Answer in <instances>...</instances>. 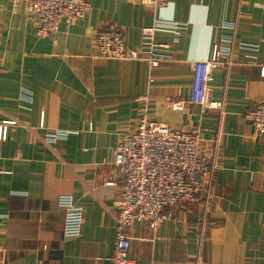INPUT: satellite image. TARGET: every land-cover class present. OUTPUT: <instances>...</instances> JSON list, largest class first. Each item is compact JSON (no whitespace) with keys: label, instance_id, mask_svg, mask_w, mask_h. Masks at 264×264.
Returning <instances> with one entry per match:
<instances>
[{"label":"crops","instance_id":"crops-1","mask_svg":"<svg viewBox=\"0 0 264 264\" xmlns=\"http://www.w3.org/2000/svg\"><path fill=\"white\" fill-rule=\"evenodd\" d=\"M87 1L84 17L40 38L26 0H0V122L18 121L0 141V264H110L124 185L114 153L143 116L199 130L216 170L208 211L167 207L156 228H129L136 264H264V137L245 116L264 100V0ZM156 19L185 27L157 30L169 58L155 69L98 53L105 23L137 48ZM233 34L234 63L210 83L217 107L192 102L194 64ZM59 129L70 133L47 142ZM62 195L83 207L78 236L64 235Z\"/></svg>","mask_w":264,"mask_h":264},{"label":"built area","instance_id":"built-area-1","mask_svg":"<svg viewBox=\"0 0 264 264\" xmlns=\"http://www.w3.org/2000/svg\"><path fill=\"white\" fill-rule=\"evenodd\" d=\"M158 5L159 0H143ZM28 13L36 23V35L40 38L55 35L62 22L71 25L90 11L87 0H26ZM185 24L156 19L141 28V46H128L123 28L115 23H105L95 34V46L100 55L108 59L145 60L155 69L168 55L157 53L162 46L156 40L160 28L180 29ZM235 29V25H234ZM235 36L215 43L212 55L194 64L191 101L205 108H216L210 99V83L216 69L229 70L234 63ZM152 82V76H150ZM28 97L29 93H23ZM147 99V95L142 97ZM257 134L264 137V100L245 113ZM18 121L0 122V141L7 138L8 128ZM66 130L51 131L47 142L66 137ZM204 139L199 130L185 131L143 116L135 127L123 135L115 149L113 166L121 175L124 185L117 201L116 240L110 264H136L130 256L129 228L135 222H148L156 228L166 218L164 209L186 204L204 203L208 211L213 193V176L216 170V154L202 152ZM58 203L66 211L63 232L66 236H78L82 232L83 207L71 195H62Z\"/></svg>","mask_w":264,"mask_h":264}]
</instances>
